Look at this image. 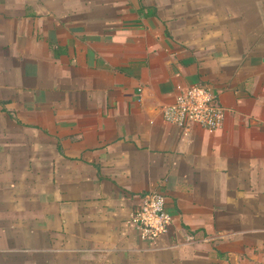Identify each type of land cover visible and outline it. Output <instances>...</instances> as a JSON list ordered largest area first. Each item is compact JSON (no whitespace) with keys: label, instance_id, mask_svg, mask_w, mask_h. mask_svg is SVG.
<instances>
[{"label":"crops","instance_id":"0c3cea01","mask_svg":"<svg viewBox=\"0 0 264 264\" xmlns=\"http://www.w3.org/2000/svg\"><path fill=\"white\" fill-rule=\"evenodd\" d=\"M194 85L214 133L162 119ZM0 264H264V0H0Z\"/></svg>","mask_w":264,"mask_h":264},{"label":"built area","instance_id":"2783aa9c","mask_svg":"<svg viewBox=\"0 0 264 264\" xmlns=\"http://www.w3.org/2000/svg\"><path fill=\"white\" fill-rule=\"evenodd\" d=\"M162 119L184 130L197 126L207 133H214L223 125L225 109L217 93L207 86L194 85L179 89L173 102L162 108ZM130 221L145 241L153 242L166 235L172 219L164 195L157 192L145 195Z\"/></svg>","mask_w":264,"mask_h":264}]
</instances>
